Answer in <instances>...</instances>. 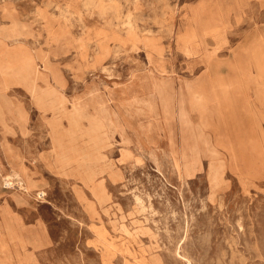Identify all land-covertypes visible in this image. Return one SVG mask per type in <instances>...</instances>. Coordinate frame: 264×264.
<instances>
[{
	"label": "rangeland",
	"instance_id": "obj_1",
	"mask_svg": "<svg viewBox=\"0 0 264 264\" xmlns=\"http://www.w3.org/2000/svg\"><path fill=\"white\" fill-rule=\"evenodd\" d=\"M0 264H264V0H0Z\"/></svg>",
	"mask_w": 264,
	"mask_h": 264
},
{
	"label": "bare ground",
	"instance_id": "obj_2",
	"mask_svg": "<svg viewBox=\"0 0 264 264\" xmlns=\"http://www.w3.org/2000/svg\"><path fill=\"white\" fill-rule=\"evenodd\" d=\"M176 96H177V95H176ZM157 98H158V97H157ZM161 99H162V101H163V103H164V97H163V96L161 97ZM163 107H164V104H163Z\"/></svg>",
	"mask_w": 264,
	"mask_h": 264
},
{
	"label": "crops",
	"instance_id": "obj_3",
	"mask_svg": "<svg viewBox=\"0 0 264 264\" xmlns=\"http://www.w3.org/2000/svg\"><path fill=\"white\" fill-rule=\"evenodd\" d=\"M68 117H69V115H68ZM71 124H73V123H71ZM73 131H74V130H73ZM73 131H72V132H73ZM55 137H57V136H55Z\"/></svg>",
	"mask_w": 264,
	"mask_h": 264
}]
</instances>
